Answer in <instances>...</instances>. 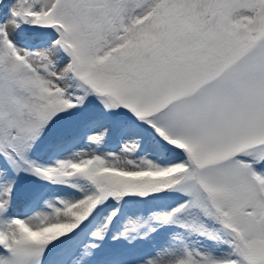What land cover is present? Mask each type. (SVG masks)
I'll return each instance as SVG.
<instances>
[{
	"label": "snow or ice",
	"instance_id": "1",
	"mask_svg": "<svg viewBox=\"0 0 264 264\" xmlns=\"http://www.w3.org/2000/svg\"><path fill=\"white\" fill-rule=\"evenodd\" d=\"M0 264H264V0H0Z\"/></svg>",
	"mask_w": 264,
	"mask_h": 264
}]
</instances>
